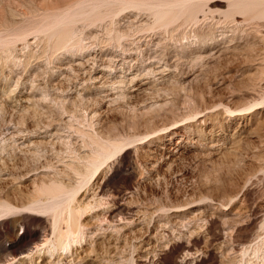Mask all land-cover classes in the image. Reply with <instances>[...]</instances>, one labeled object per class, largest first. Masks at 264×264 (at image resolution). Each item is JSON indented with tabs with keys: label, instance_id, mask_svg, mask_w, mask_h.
<instances>
[{
	"label": "rangeland",
	"instance_id": "374dc122",
	"mask_svg": "<svg viewBox=\"0 0 264 264\" xmlns=\"http://www.w3.org/2000/svg\"><path fill=\"white\" fill-rule=\"evenodd\" d=\"M39 176L74 193L60 263L264 264V0H0V197Z\"/></svg>",
	"mask_w": 264,
	"mask_h": 264
},
{
	"label": "bare ground",
	"instance_id": "6f19581e",
	"mask_svg": "<svg viewBox=\"0 0 264 264\" xmlns=\"http://www.w3.org/2000/svg\"><path fill=\"white\" fill-rule=\"evenodd\" d=\"M112 143L113 142L111 141V144ZM108 148H107V150H109ZM133 150L131 148H126V149L124 148V152H123L122 156L120 158H118L114 163L112 162L115 175L119 176L122 180L124 179V181L125 182L127 181L130 185H133L134 183L139 181L138 179L140 178V176L142 174L141 165L138 162L137 157L135 155V152ZM122 151H123V149H122ZM35 156H37L36 153H35ZM98 156L100 157V155H98ZM101 157H102V155H101ZM97 158L98 157H96V159ZM94 160L95 159H93L92 161L94 162ZM47 162H49V161H47ZM89 162H91V161H89ZM72 164H73V162H72ZM52 165L54 166V164H52ZM66 166L67 165L61 164V166L59 167L60 169L57 168V170H56L54 167H53V169H55V171L60 173V175H61V173L64 172ZM68 166H71L70 162H69ZM48 167H49V165H48ZM25 169H27V167H25ZM39 169H41V168H39ZM27 170H29V169H27ZM27 170H25V171L27 172ZM23 171L24 170H22V172ZM47 171H50V170H47ZM30 172H31V169H30ZM55 173H54V175H55ZM20 174H23V173H21V170H20ZM26 175L27 174L25 173L24 176H26ZM62 175H64V174L62 173ZM46 176H48V175L46 174ZM46 176H45V178H47V179L50 178V177L48 178ZM67 176H69V175H67ZM40 177L41 176H39L38 179H40ZM43 177L44 176H42V180L40 179L42 181L41 182L42 186L38 189L39 192H42V195L41 194L35 195L34 192H36L37 189L34 192L33 191L31 192L29 189L25 190L26 188L24 190L20 189V191H19V189L16 188L18 190V195H16L15 197H13L14 195L10 196L9 193H6L4 195V197L3 196L0 197V264H65V263H60L59 258L61 257L60 256L61 253H58V254L57 253L56 254L50 253V256L48 255V253L51 250V248L53 247V246L51 247V245H50L53 242V235L55 237V244L56 245L57 244L61 245V243L63 244L65 242V240L68 241V239H69V238H67V236L69 234L65 238V232L61 228V226H62L61 224L63 222L60 220L61 219L63 220L64 218L62 217L60 219V211L63 210L62 209L63 206L69 201V199L72 197V195L74 193H73V191H71V188L68 189L69 188L68 186L70 185L68 182H66V183H67V185L68 184L69 185L66 186L65 184L62 183V182L65 183L64 180L62 182H59L58 180H56L57 178L55 180L53 179L52 183L49 186H45V182H48V183H50V182L45 180ZM52 177L54 178V177H56V175L52 176ZM59 177L60 176H58V178ZM19 178H21V177H19ZM35 178L37 179V177H35ZM35 178L33 177V179H35ZM61 178H63V177H61ZM31 182L33 183L34 181H31ZM38 182H40V181H38ZM130 185H128V186H130ZM17 186L19 187L20 184ZM29 186L30 185H28V187ZM108 186H109L108 183H104V184L101 183L98 187L97 193L95 192V194H93L95 196L97 194V196L100 199L101 198H103V199L105 198L107 200L110 199V202L113 203V207L110 208L108 210L107 214L105 215L107 217L105 220L108 219L107 220L109 222L108 224L115 223V222L116 223H123V222L129 221L130 219L133 218L134 214H136L134 212L137 209L128 200V195H129L127 193L128 191L127 190H126L127 192L123 191V190L111 191ZM36 187H34V188H36ZM126 187H127V185H126ZM34 188H33V190H34ZM3 189H1L0 191H2ZM132 189H134V188H132ZM12 191L14 192V189ZM75 191H77V189ZM45 192L47 194L46 196H44ZM0 194H1V192H0ZM2 194H4V193L2 192ZM84 196H82L83 199H85ZM106 197H108V198H106ZM107 200H106V202H107ZM70 201H71V199H70ZM100 201H102V200H100ZM131 202H133V201L131 200ZM88 203H90V202H88ZM77 204H79V203H77ZM84 204L86 205V203H84ZM73 207H75V206H72V208ZM81 207H79V208H81ZM64 208H66V207H64ZM263 208H264V206H263ZM73 209H75V208H73ZM78 210L79 209H77V210L75 209V210H73V212L78 211ZM258 210L257 211L255 210L256 213L254 212L256 216H255L254 220L251 222V225H250L251 227L258 225L262 220L263 215L260 213L261 211H258ZM67 211H69V210H67ZM137 211H139V210H137ZM75 214H77V213H75ZM4 215L6 216V218L1 217ZM127 223L130 224V221ZM77 224H79V221ZM74 226L76 227L75 224H74ZM75 227H74V229H75ZM248 227H249V225L245 226L244 229L247 231ZM251 227H249V228H251ZM18 229H20L21 232H17ZM70 229L72 230V233L75 232V230L72 228V226H70ZM76 230H78V229H76ZM76 233H77V231H76ZM82 235H84V234H82ZM70 237H71V235H70ZM77 237L79 239L80 236L77 235ZM77 240L74 237L73 238L71 237V239H69V241H73V242H76ZM56 245H54V246H56ZM57 246L55 249L56 252L58 249ZM52 249H54V247ZM59 250H60V248H59ZM185 250H186V248H185ZM73 258H70L69 261L72 262ZM61 259H62V257H61ZM175 261H176V259H175ZM65 262H67V264H68V261H65Z\"/></svg>",
	"mask_w": 264,
	"mask_h": 264
}]
</instances>
